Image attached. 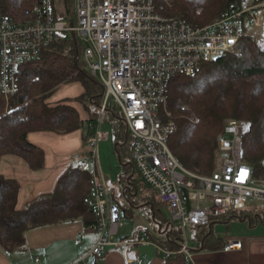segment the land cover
<instances>
[{
  "label": "built area",
  "instance_id": "1",
  "mask_svg": "<svg viewBox=\"0 0 264 264\" xmlns=\"http://www.w3.org/2000/svg\"><path fill=\"white\" fill-rule=\"evenodd\" d=\"M64 3V19L58 17L54 0H36L22 22L0 15V91L8 100L18 91L20 67L38 59L51 42L69 38L76 46L82 43L84 66L103 89L92 134L74 160L92 164L91 193L84 203L97 216L99 238L75 264H89L88 256L100 262L110 245L133 247L131 242H113L119 210L109 197L99 164L100 143L112 139V128L102 118L112 113L113 102L126 136L132 138L136 181L156 192L170 215L166 232L181 231L180 252L190 262L191 231L241 212L251 199L264 201V186L253 183L251 168L241 161L240 125L226 127L219 139V152L224 154L220 170L210 177L200 176L172 155L168 138L175 128L164 125L160 113H165L173 78L195 76L206 64L237 54L244 36L257 38L253 32L264 25L259 13L264 5H230L214 22L193 28L165 16L164 7H156L152 0H75L76 22ZM81 245V239L74 241L75 247ZM232 249L240 250L241 243H229L224 250Z\"/></svg>",
  "mask_w": 264,
  "mask_h": 264
},
{
  "label": "trees",
  "instance_id": "2",
  "mask_svg": "<svg viewBox=\"0 0 264 264\" xmlns=\"http://www.w3.org/2000/svg\"><path fill=\"white\" fill-rule=\"evenodd\" d=\"M156 7H164L165 16L180 19L193 28H200L217 20L230 5H264V0H152ZM169 2L168 5L166 3ZM36 0H0V15L14 22L24 20ZM18 91L8 100L0 91V163L5 156L23 160L32 171L45 168L44 151L29 142L28 134L49 132L71 134L80 131L83 123H94L97 108L103 100V89L86 74L79 44L72 39L53 41L42 48L39 58L23 64L18 73ZM78 83L83 93L76 99H65L54 105L48 99L63 85ZM69 103H78L89 118L82 120ZM86 104V105H84ZM91 105L96 112L91 110ZM110 125L112 139L118 144L121 170L117 179L120 195L131 211L132 207L147 204L153 215L150 219L162 230L167 220L164 205L154 191L146 190L136 181L132 163L126 156L130 151L129 138L119 114L112 109ZM160 117L164 125L172 124L168 147L177 162L186 170L200 175L217 173L224 158L219 152V139L225 128L238 124L242 127L241 161L251 168L252 180L264 186V37L262 45L254 37L241 39L239 52L224 55L208 64L192 77L176 76L170 82L165 113ZM92 134L88 128L85 142ZM122 144V146H119ZM126 149V152L124 150ZM123 151V152H121ZM131 184H127V179ZM91 193V174L86 169L69 167L60 177L52 192L31 199L20 207L21 186L16 180L5 178L0 171V246L9 254L25 249V233L31 229L58 225L80 219L85 229L97 231V216L84 203ZM111 196V195H110ZM117 204L116 199L111 197ZM263 212V213H261ZM124 217H131L124 214ZM249 219L251 225L264 226V209L247 207L241 212L211 222L209 226L194 228L188 241L189 251L219 247L212 237L215 223L232 219ZM154 225L147 232L150 241L170 255L165 264H186L180 252L182 233L167 231L163 236ZM213 246V247H212Z\"/></svg>",
  "mask_w": 264,
  "mask_h": 264
},
{
  "label": "crops",
  "instance_id": "3",
  "mask_svg": "<svg viewBox=\"0 0 264 264\" xmlns=\"http://www.w3.org/2000/svg\"><path fill=\"white\" fill-rule=\"evenodd\" d=\"M259 13L261 15H264L262 14L264 12H259ZM74 84H78V83H74ZM68 85H73V84H68ZM78 85L80 86V92L77 93L76 95L70 97H65V96L60 97L55 103H50L49 101L50 98L60 89L59 88L48 99L47 103L54 105L65 99H76L83 93V88L81 87L80 84ZM70 105L73 106L78 111L82 120H87L86 118L87 113L86 111L83 110L80 104L70 103ZM91 125L92 124L90 123L88 128H91L92 127ZM80 132L81 130L75 133L61 134V135L73 136L79 134ZM39 134H43V133L42 132L32 133L31 135H29L28 140L29 142L35 144L44 151L45 168L43 170L31 171L25 165L23 160L15 156H5L1 159V163H0V171L2 175L7 179L16 180L20 184L21 186L20 207L21 205H23L24 208L27 206L28 202L31 199L52 192L55 189L60 177L66 172V170L69 167H74V168L79 167L81 169H84V167H82L81 165L85 161L84 162L74 161L75 158L78 155L82 154L84 151V147L82 146V144L80 145L77 140H69V146H67V152H63L62 154L60 152V144L57 143L56 144L57 149L55 150L56 155L50 158L46 153L45 147L41 145V143H38L36 141L32 142L30 140L32 136ZM64 140H67V138H64ZM81 143H83V136L81 137ZM49 148L53 149V145L49 146ZM99 160H100L99 164H100L101 172L105 173L110 178L112 184H114V182L118 183L117 179L121 175L120 174L121 163L118 154V146L117 149H115V144L113 142V139L100 143ZM86 163H89V165L92 167V164L90 162H86ZM110 176L111 177L114 176L115 180H112ZM120 189L122 188L119 186V194L112 193L110 194L111 196L109 195L110 198L113 197L114 199H116V202H118L119 208L118 207L117 208L119 210V218L121 217V219L128 218V220H134L136 219L135 217L137 212L144 211L145 212L144 216H146L147 221L150 223V227L142 230L140 234L130 233L131 235H129L128 237H123L119 239L117 238L118 240H116L117 242L119 241L123 243L131 242L134 245L133 247L126 249V247L118 248L115 247L114 245H110L106 248V254L100 262H97L91 256L87 257V262L89 264H127L129 260H135L137 261L138 264H165V259L167 258V256L170 255V253L160 249L157 245L153 244L150 241V239L146 236L147 232L154 231L155 224L150 221L153 215H150L149 213L152 210V206L150 205L149 207L150 210H149L146 207L147 204H141L139 206L132 207L131 211L128 210L127 212L124 213L122 209L126 208L127 210L128 208L125 206L124 204L125 201L123 200V198L119 196L122 194L120 193L122 191ZM121 206L123 207L122 209ZM130 213H131V217L123 216L124 214L129 215ZM233 220L239 221L240 224L239 228L237 229L234 228L232 230H227V231L222 230L215 234L214 225H213L211 229L212 237L216 240H219V247L201 249L198 251L191 252L192 258L190 262H187L185 259L186 264H264V226L256 221L255 223H253V225H251L250 220L246 218L232 219L225 223L222 222L219 223L224 224L221 225V227H226L225 229H229L230 227L233 226L232 224ZM72 222L79 223L77 225V232L78 233L82 232V234H80L78 238H76L75 236L78 233H75L74 237H70L68 239L69 242L66 243L61 242V245L56 247L54 252L52 251V255H56V258H59L60 264H65L66 262L67 263L71 262V264L73 263L75 264V262L78 261V259H80L83 255L87 254L90 251L91 246L95 244L94 243L95 239L93 240V237L91 235L88 236L87 234H93V235L98 234L95 229L92 230L85 229L80 219L74 220ZM54 226L55 225L45 226V227H54ZM123 232H126V230L124 229ZM158 232L161 233L162 230ZM118 233H119V229L117 228V234ZM161 234L163 236V233ZM81 235H82V242L84 245L77 248L74 246V241H76L77 239H81L79 238ZM125 239L126 241H122ZM232 242H240L241 249L240 250L232 249L229 251H225L224 249L228 246L229 243ZM67 243L72 245L71 247L73 250L77 248L76 251H70L67 247Z\"/></svg>",
  "mask_w": 264,
  "mask_h": 264
},
{
  "label": "rangeland",
  "instance_id": "4",
  "mask_svg": "<svg viewBox=\"0 0 264 264\" xmlns=\"http://www.w3.org/2000/svg\"><path fill=\"white\" fill-rule=\"evenodd\" d=\"M64 1L66 2L67 8L70 11V17L73 18L74 22H76V18H75V14H74L75 0H54L58 17H60V19H64V17L66 16V8H65ZM168 4H169V2L166 3V5H168ZM244 6H254V5H252L251 2H246V4H244ZM259 12H264V8L259 9ZM262 14H264V13H262ZM261 16L264 17V15H261ZM253 33L257 36V38H254L255 42L261 46L262 41H263V37H264V25L261 28H259L258 30L254 31ZM80 44L81 45H79V46H80L81 58H82V43H80ZM85 72L87 75L90 76V74H89L90 71H88L87 68H85ZM79 92H80V86L78 84L66 85V86L63 85L50 98L49 101H50V103H55L60 97H64V96L70 97V96L76 95ZM84 105H86V104H84ZM112 105H113V110H115L116 114L117 113L119 114V109L114 105V102L112 103ZM91 110L96 112V108L93 105H91ZM112 115L113 114L111 112L104 114V116L102 118L104 125H107V126L110 125L111 119L114 118ZM86 118L88 119L89 116H86ZM97 118H98V114L96 116V119ZM95 123H96V120L94 121L93 124L91 123L92 124L91 126H93ZM89 125L87 122L84 123L82 128H81V132L79 134H76L73 136L61 135L58 133L52 134L49 132H42L43 134L34 135L31 137L30 140L32 142L36 141L38 143H41V145H43L45 147V150H46L48 157L51 158L52 156L56 155L55 150L57 149V146H56L57 143L60 144L61 154L63 152H67V146H69V140H77L78 143L80 145L82 144V146L84 147V141H83V143H81V137L87 133ZM34 133H37V132H34ZM38 133H41V132H38ZM31 134L32 133L28 134V137ZM64 138H67V140H64ZM129 140H130V142H129L130 151H129V153L126 154V156L128 158V161H131V160L133 161V156H132V151H131L132 138H129ZM51 145H53V149L49 148V146H51ZM86 149H87V147H86ZM99 149H100V145H99ZM124 150L126 152L125 148H124ZM64 159H65V157H64ZM116 162H118V161H116ZM25 165H26V163H25ZM81 166L84 167V169H86V171L88 173H91V166L89 165V163L84 162ZM111 178H112V180H115L114 176H112ZM103 181L105 183V186H106V189L108 190L109 195L112 193L119 194L118 183L114 182V184H112V181L110 180V178L105 173H103ZM144 187L146 190L151 191V188L148 185H145ZM21 207L24 208L23 205H21ZM248 207L253 208L254 210H259L260 208L264 209V201L259 200V199H251ZM140 210H142V209H140ZM140 210H138V211H140ZM162 212H163L164 217L167 220H170V215L166 211L165 207L162 209ZM261 213H263V212H261ZM144 214H145L144 211L137 212L136 217H135L136 219H134V220H128V218L127 219H125V218L121 219V217H120V221L118 223L119 233L117 234L116 239L114 238L113 242L115 243L116 240H118L119 238L128 237L129 235H131L133 233L140 234L142 230L149 228L150 223L147 221L146 216H144ZM78 224L79 223H77V222H66V223L55 225L54 227H42V228H35V229L29 230L28 232L25 233V245L26 246H25V249L23 251H19V252L9 254V253H6L2 249V247L0 246V264H60L59 258H56V255H52V251L54 252L55 248L58 247L59 245H61V242H63V243L69 242L68 239L70 237H74L75 233H78L77 232V225ZM232 224H233L232 227H230L229 229H225L226 227H221V225H224V224L216 223V224H214V233L216 234L217 232L222 231V230L227 231V230H232L234 228L237 229L240 227L239 221H237V220H233ZM124 229L126 230V232H123ZM80 234H82V232H79L75 237L78 238V236ZM87 235L88 236L91 235L93 237V240L95 239L94 243H96L98 238H99L98 234H95L96 236L93 234H87ZM190 236H191V234H190ZM79 238H81V242H82V235ZM122 241H126V239L122 240ZM69 245H70V247H69ZM82 245H84L83 242H82ZM71 246H72L71 244L67 243V247L70 251H76V249L78 248L77 247L73 250ZM125 247H126V245H124L123 248H125ZM65 264H71V262H68V263L66 262Z\"/></svg>",
  "mask_w": 264,
  "mask_h": 264
},
{
  "label": "water",
  "instance_id": "5",
  "mask_svg": "<svg viewBox=\"0 0 264 264\" xmlns=\"http://www.w3.org/2000/svg\"><path fill=\"white\" fill-rule=\"evenodd\" d=\"M125 139H126V142H127V136L125 137ZM117 146H118V144H115V149H117ZM152 219H153V217H152ZM156 226L158 228V231H160L161 230V226H159V225H156ZM166 230H167V227H165V229H164V231L162 233L164 234L166 232Z\"/></svg>",
  "mask_w": 264,
  "mask_h": 264
},
{
  "label": "snow or ice",
  "instance_id": "6",
  "mask_svg": "<svg viewBox=\"0 0 264 264\" xmlns=\"http://www.w3.org/2000/svg\"><path fill=\"white\" fill-rule=\"evenodd\" d=\"M245 174H246V173H243V172L241 173L242 176L245 175Z\"/></svg>",
  "mask_w": 264,
  "mask_h": 264
},
{
  "label": "bare ground",
  "instance_id": "7",
  "mask_svg": "<svg viewBox=\"0 0 264 264\" xmlns=\"http://www.w3.org/2000/svg\"><path fill=\"white\" fill-rule=\"evenodd\" d=\"M103 95V94H102ZM106 95V94H105ZM160 225V224H159ZM134 246V245H133Z\"/></svg>",
  "mask_w": 264,
  "mask_h": 264
}]
</instances>
